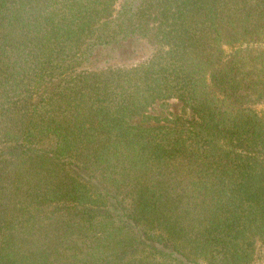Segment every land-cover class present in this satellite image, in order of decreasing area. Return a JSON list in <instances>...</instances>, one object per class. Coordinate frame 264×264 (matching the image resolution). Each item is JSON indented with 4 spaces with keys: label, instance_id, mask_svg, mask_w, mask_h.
<instances>
[{
    "label": "trees",
    "instance_id": "1",
    "mask_svg": "<svg viewBox=\"0 0 264 264\" xmlns=\"http://www.w3.org/2000/svg\"><path fill=\"white\" fill-rule=\"evenodd\" d=\"M256 44L264 0H0V264H255ZM171 98L193 116L133 122Z\"/></svg>",
    "mask_w": 264,
    "mask_h": 264
},
{
    "label": "rangeland",
    "instance_id": "2",
    "mask_svg": "<svg viewBox=\"0 0 264 264\" xmlns=\"http://www.w3.org/2000/svg\"><path fill=\"white\" fill-rule=\"evenodd\" d=\"M256 46L263 47L264 44H256ZM153 51V48L145 42L138 44H125L123 47L117 49L105 48L100 49L93 60V63L89 65L91 68H100L104 66L114 67H130L133 65L141 64L149 58ZM255 108L258 111L264 110V103L257 104ZM148 114L153 116L151 121H144L143 117L137 116L133 119L134 123H144L146 125H155L158 119L161 122L167 121L176 116H183L190 118L193 116V112L190 108L186 107L184 103L176 98L167 100H159L154 103L148 110ZM255 264H264V245L261 242H257Z\"/></svg>",
    "mask_w": 264,
    "mask_h": 264
}]
</instances>
